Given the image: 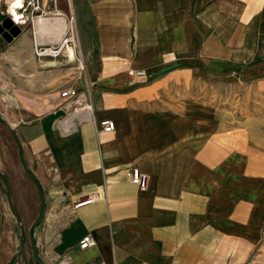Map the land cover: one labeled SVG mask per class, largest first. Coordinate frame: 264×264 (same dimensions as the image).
Here are the masks:
<instances>
[{
    "label": "crops",
    "instance_id": "0c3cea01",
    "mask_svg": "<svg viewBox=\"0 0 264 264\" xmlns=\"http://www.w3.org/2000/svg\"><path fill=\"white\" fill-rule=\"evenodd\" d=\"M54 6L74 15L83 78L68 85L87 93L91 115L67 112L59 92L68 85L41 88L26 63L31 34L42 38L47 20L11 40L0 34V113L46 199L35 232L40 259L264 264V112L235 118L216 100L217 84L264 81V0ZM105 118L115 122L111 133L97 129ZM132 167L149 176L146 189L129 181ZM39 210L0 122V264H34L26 232ZM85 234L95 245L81 249Z\"/></svg>",
    "mask_w": 264,
    "mask_h": 264
},
{
    "label": "rangeland",
    "instance_id": "374dc122",
    "mask_svg": "<svg viewBox=\"0 0 264 264\" xmlns=\"http://www.w3.org/2000/svg\"><path fill=\"white\" fill-rule=\"evenodd\" d=\"M10 2L6 1L5 9L2 10V17L3 19L9 18L8 14V8L7 5ZM50 2L48 0H43L42 4L40 5L41 8L45 9ZM45 5V6H44ZM49 9V8H48ZM47 10V8H46ZM50 10V9H49ZM27 17L35 16L38 15V12L36 10H33L30 7L27 9ZM51 15H46L45 17H49ZM56 17V16H54ZM1 18V19H2ZM43 18V17H42ZM40 18V20L46 21L44 19ZM12 19V18H11ZM34 20L35 17L33 18ZM59 18H54L52 17L51 19L47 18V34L52 35L55 33V35L52 37V40H47V36L44 35L42 38H40V42L47 44V43H56L57 39V31L59 30L58 26L55 25L56 21H58ZM24 20V22L19 23L18 27L20 29H30V31H33V25L35 26V23H31L30 20L27 21ZM37 22V21H36ZM54 22V23H53ZM17 23V22H16ZM24 24V25H23ZM42 26H44L43 23H41ZM37 28V27H36ZM32 33V32H31ZM32 38V45H33V35L31 34ZM78 46V45H77ZM76 58L80 59V56L77 54V49H76ZM26 63H28L33 69V73L36 71L40 74L41 76V88H48L50 85H54V83L60 82L64 86L68 85V83H76L77 81H81L83 78L82 75V70L80 69V65H83V59L82 63L79 61L75 60H69L66 57V54L59 55L57 57H49V56H44V57H37L34 55L32 46L30 50V55L26 57ZM46 60H55L54 65H47ZM45 64V65H44ZM32 73V71H30ZM134 74L141 76L144 75V71L142 72L143 74H139L137 72H133ZM31 78V77H30ZM63 86V87H64ZM62 88V87H61ZM216 96H217V105L219 107H226L228 110L230 109L235 118H240L242 115H248L250 113H255V112H264V81H260L257 83H245V82H239L238 80H229L228 82H223V84H217L216 88ZM27 239V237H26Z\"/></svg>",
    "mask_w": 264,
    "mask_h": 264
},
{
    "label": "built area",
    "instance_id": "2783aa9c",
    "mask_svg": "<svg viewBox=\"0 0 264 264\" xmlns=\"http://www.w3.org/2000/svg\"><path fill=\"white\" fill-rule=\"evenodd\" d=\"M41 3L39 0H23L22 4L19 5L17 8L18 10H21L22 12H25L27 14L28 7L31 6L33 10H36L38 12V15L31 16L30 18H27V21L30 20L32 23L33 18H38L37 16L43 15L44 17L46 15H51L49 18L51 19L52 16H61L63 17L66 25V29L60 38V40L56 43H41L36 40L35 31H33V45L32 50L34 55L37 57H57L59 55L64 54L65 49H67L68 46H71L75 49H77V34H76V27L74 23V15L72 11H68L67 13H64L60 11L59 9L55 8L54 6V0H53V6L49 10L46 8H41ZM13 19V18H12ZM79 63L81 62L79 58H75ZM74 59V60H75ZM80 65V64H79ZM80 69L82 70L83 67L80 66ZM139 74H143V71H136ZM130 74H133L132 71H130ZM60 97L67 99L65 103V110L67 112L69 111H81L84 113H87L88 115H91V105L88 103L86 92L84 90H79L75 85H68L64 87L62 90H60ZM115 122L114 120L110 118H105L99 121L98 123V131L104 132V133H111L115 130ZM129 181L133 184H136L140 190H144L148 187V181L149 176L142 171H140L137 167H132L129 174ZM92 201L91 197H87L82 202L78 203H88ZM78 245L81 249H85L88 247H92L95 245V239L90 234H85L83 237L79 240Z\"/></svg>",
    "mask_w": 264,
    "mask_h": 264
},
{
    "label": "water",
    "instance_id": "95a60500",
    "mask_svg": "<svg viewBox=\"0 0 264 264\" xmlns=\"http://www.w3.org/2000/svg\"><path fill=\"white\" fill-rule=\"evenodd\" d=\"M19 31H20L19 27L17 25H14L8 17L5 18L2 21V23H0V34L2 35V37H4L7 40H11L13 36H16L19 33ZM0 122L3 123L9 129L12 137L14 138L17 145V154L20 165L23 171L26 173V175L33 182L40 199V210L37 216L35 217V219L29 225L26 232V237L31 247V257L33 259L34 264H45L39 257L36 246V236H35L36 229L42 223L46 212V199L44 196L43 188L37 177L34 175L32 170L29 168V166L26 163L22 143L15 127L1 113H0ZM22 248H24V244L22 245ZM20 253L21 252H18L17 255H19Z\"/></svg>",
    "mask_w": 264,
    "mask_h": 264
},
{
    "label": "bare ground",
    "instance_id": "6f19581e",
    "mask_svg": "<svg viewBox=\"0 0 264 264\" xmlns=\"http://www.w3.org/2000/svg\"><path fill=\"white\" fill-rule=\"evenodd\" d=\"M8 2H11V0H7ZM22 1L23 0H12V2H11V5H10V8H9V12H8V14H9V19L11 20V22L14 24V25H18L19 23H22V22H24V20L27 22V16H28V14H26L25 12H22L21 10H18V6L19 5H21L22 4ZM9 5V4H8ZM8 5H7V8H8ZM38 18H36V20H39L40 18H42V19H44V20H47V18H49V17H44L43 15H40V16H37ZM53 18H54V20H55V18H59L58 19V21H56V23H55V25L56 26H58V28H59V30L57 31V34H56V36H57V39H56V42H58L59 40H60V38L62 37V35H63V33H64V31H65V29H66V25H65V21H64V19H63V17H61V16H56V17H54V16H52ZM51 17V18H52ZM11 18H13V19H11ZM75 21V20H74ZM17 22V23H16ZM25 22V23H26ZM33 22H34V19H33V21H32V24H33ZM19 25H21V24H19ZM34 30V29H33ZM38 32V31H37ZM46 36H47V40H52V37L55 35V33H53L52 35H50V34H47L46 32L44 33ZM36 35V34H35ZM37 37H36V40L38 41V42H40V40H39V37L41 36H39L38 37V35H36ZM78 41V40H77ZM78 45V44H77ZM65 54H66V57L69 59V60H74L76 57V52H75V49L73 48V47H71V46H68L67 47V49H65ZM82 63V62H81ZM46 64L47 65H54L55 64V60H46ZM45 65V64H44ZM79 66H81V67H83V65H79ZM92 108V107H91ZM92 110V109H91ZM73 114V113H72ZM82 114V113H81ZM79 116V115H78ZM80 118V117H79ZM70 119V118H69ZM84 119H85V117H84Z\"/></svg>",
    "mask_w": 264,
    "mask_h": 264
}]
</instances>
